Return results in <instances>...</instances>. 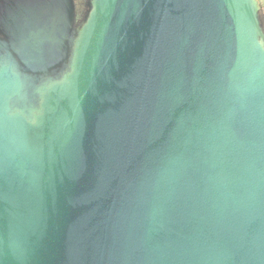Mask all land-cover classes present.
Instances as JSON below:
<instances>
[{
	"label": "water",
	"instance_id": "water-1",
	"mask_svg": "<svg viewBox=\"0 0 264 264\" xmlns=\"http://www.w3.org/2000/svg\"><path fill=\"white\" fill-rule=\"evenodd\" d=\"M0 0V264H264L261 0Z\"/></svg>",
	"mask_w": 264,
	"mask_h": 264
},
{
	"label": "trees",
	"instance_id": "trees-1",
	"mask_svg": "<svg viewBox=\"0 0 264 264\" xmlns=\"http://www.w3.org/2000/svg\"><path fill=\"white\" fill-rule=\"evenodd\" d=\"M81 0H76L77 6L79 7ZM262 2V10L260 12V16H261V21L264 27V0H261Z\"/></svg>",
	"mask_w": 264,
	"mask_h": 264
},
{
	"label": "flooded vegetation",
	"instance_id": "flooded-vegetation-1",
	"mask_svg": "<svg viewBox=\"0 0 264 264\" xmlns=\"http://www.w3.org/2000/svg\"><path fill=\"white\" fill-rule=\"evenodd\" d=\"M76 7H77V14H78V17L80 19V17L82 16V14L85 13L87 8H86V5H85V9L80 12L79 7L77 6V3H76Z\"/></svg>",
	"mask_w": 264,
	"mask_h": 264
},
{
	"label": "rangeland",
	"instance_id": "rangeland-1",
	"mask_svg": "<svg viewBox=\"0 0 264 264\" xmlns=\"http://www.w3.org/2000/svg\"><path fill=\"white\" fill-rule=\"evenodd\" d=\"M85 5H86V0H81L79 5L80 12L85 9Z\"/></svg>",
	"mask_w": 264,
	"mask_h": 264
}]
</instances>
